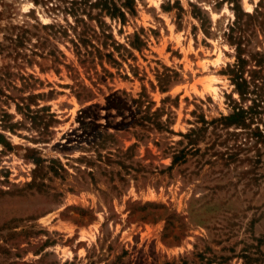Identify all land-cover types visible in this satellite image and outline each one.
<instances>
[{"label": "rangeland", "instance_id": "1", "mask_svg": "<svg viewBox=\"0 0 264 264\" xmlns=\"http://www.w3.org/2000/svg\"><path fill=\"white\" fill-rule=\"evenodd\" d=\"M134 1L122 23L95 0H0V264H264V103L246 125L206 124L200 150L171 157L188 146L180 132L259 96L264 0H239L263 14L241 18V98L231 2ZM113 92H146L173 133L113 128Z\"/></svg>", "mask_w": 264, "mask_h": 264}, {"label": "trees", "instance_id": "2", "mask_svg": "<svg viewBox=\"0 0 264 264\" xmlns=\"http://www.w3.org/2000/svg\"><path fill=\"white\" fill-rule=\"evenodd\" d=\"M121 1V0H120ZM228 2L232 3V10L234 12V18L233 21L229 24L227 27V40L231 45H234L235 47V57H236V69L234 70V87L238 95L241 97H244V95L247 94V90L249 89V81L246 80L242 76V70L244 64L247 62V58L243 55V50L245 44L243 43V40L245 39V23L241 21V18L243 16L249 17V18H257V16L261 17L262 12H260L257 9H254L252 12H245L240 6L239 0H227ZM176 3H178L177 0H175ZM95 5L99 6V13L98 15H102L105 13L107 16H109L111 19L118 18L122 23L126 20V13L135 15V1L134 0H122L120 4H117L115 0H95ZM260 27L264 29V22H259ZM145 42L137 35H134V38L129 42V46L132 49L140 50V47L144 45ZM113 46L115 49L119 48L122 45L115 40L113 41ZM125 48V47H124ZM126 49V48H125ZM98 50V49H97ZM99 51V50H98ZM257 56V57H256ZM256 57V58H255ZM264 54L261 52L254 53L252 55V59H254L258 66L263 62ZM167 71H172L169 68H165ZM254 71V70H252ZM174 72V71H172ZM259 72V71H254ZM163 77H171L170 74H162ZM163 77L158 76V83H160V88L162 91L166 90V83L168 80H164ZM259 78L262 79V82L264 80V77L259 75ZM257 75H253V86L256 89H260L259 96L255 97L253 99V105L249 106L248 108H244L242 106L236 107L232 113L228 115H222L218 119H212L210 121L205 120L202 118V126L191 128L188 132L179 134L187 139L188 146H183L180 149L175 150L171 157H172V164L178 162V161H185L188 154L194 153L197 150H200L198 145V140H200L202 134L200 132L202 129L206 126V124H209L210 122H216V121H222L223 124L229 125V124H235V125H246L247 120L249 119L248 114L250 111L258 108L263 109V103H264V94L261 92L264 90V85L261 83L260 85L255 82V80L259 79ZM165 81V82H164ZM259 82V80H258ZM260 83V82H259ZM6 95V94H4ZM126 96L125 92L118 93L113 92L106 96V110L115 109L116 114H118L121 117V120L116 121L113 124V128L115 129H125L129 130L132 127L140 126L142 130H149L150 128H155L160 131H168L173 133L172 130H170L169 125L171 123V115L169 112H166L164 110V107H157L154 110H152L153 102L149 99L146 92L140 93L139 97L137 98H130L128 99L124 97ZM262 103V104H261ZM93 106H96L93 105ZM21 106L17 105V108H20ZM89 106L88 108L81 110V113H84V115L81 116L82 119H80V123L85 124L84 119L89 117L86 116L87 111L90 110ZM29 109V107L27 106ZM125 110L127 112H125ZM165 114L166 118L164 120L161 119L162 115ZM53 115V114H52ZM90 118V117H89ZM92 120L94 122L97 120V116L94 117ZM89 120V121H92ZM111 122H106L105 125L99 124L103 126L104 128H108L111 126ZM13 125L10 124L8 127H12ZM105 136H112V133L104 132ZM3 135L0 134V143H3L2 141H5L2 137ZM260 136H264V134H260ZM181 264H186L182 262Z\"/></svg>", "mask_w": 264, "mask_h": 264}]
</instances>
